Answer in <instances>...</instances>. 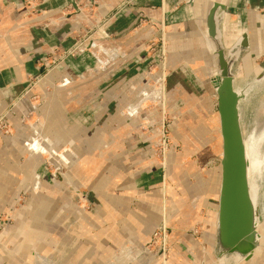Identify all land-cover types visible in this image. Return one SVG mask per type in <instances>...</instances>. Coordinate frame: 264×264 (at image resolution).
I'll use <instances>...</instances> for the list:
<instances>
[{
    "label": "crops",
    "instance_id": "1",
    "mask_svg": "<svg viewBox=\"0 0 264 264\" xmlns=\"http://www.w3.org/2000/svg\"><path fill=\"white\" fill-rule=\"evenodd\" d=\"M212 9L226 54L264 60V0H0V117L10 110L15 131L0 134V216L11 218L0 221V264H101L144 247L163 222L171 264H224L206 242L221 182L204 40ZM160 34L174 144L165 173L140 132L155 125L142 99L158 76L148 46ZM27 113L37 125H20Z\"/></svg>",
    "mask_w": 264,
    "mask_h": 264
},
{
    "label": "water",
    "instance_id": "2",
    "mask_svg": "<svg viewBox=\"0 0 264 264\" xmlns=\"http://www.w3.org/2000/svg\"><path fill=\"white\" fill-rule=\"evenodd\" d=\"M204 40L206 49L214 60L213 88L217 98L216 107L221 139V182L218 208L215 218V243L220 260L234 264L248 263L259 248V185L264 171V158L260 155L259 137L244 138L241 130L240 106L256 89L264 87V67L246 83L236 86L234 67L239 51L226 54L222 32L217 24L215 11L207 16ZM254 142L251 147L249 140ZM262 164L253 171V160Z\"/></svg>",
    "mask_w": 264,
    "mask_h": 264
},
{
    "label": "rangeland",
    "instance_id": "3",
    "mask_svg": "<svg viewBox=\"0 0 264 264\" xmlns=\"http://www.w3.org/2000/svg\"><path fill=\"white\" fill-rule=\"evenodd\" d=\"M148 49H149L148 53L151 54L152 58L154 59V63L151 66V71H149V73L158 75L159 73H162V69L164 66V69H163L164 81L162 82L163 85L161 86V88L157 89L156 91H151L150 93L144 95V98L142 99V103L147 102L145 105V110H148V111L155 110L156 113H154L153 116H151V118L155 120V125L149 126L145 124L140 128V132H142L144 135L148 137H152L153 143L151 146V150H152L153 160L155 164L161 169V171L165 173L168 154L172 150L174 144H173V140L171 137L172 135H171V131L169 128V119H168V114L166 112V107H165V85L164 84L166 83L168 52H167V41L165 39L164 34H163L162 43L160 42V35H159L153 38V40L149 43ZM214 66L215 64L213 65L212 75H214L215 73ZM242 66L247 69L246 73L242 71ZM262 67H264V60L259 61V62H248L247 60H244L241 62L240 60H238V62L236 63L234 67V71L236 74V86H240L246 83ZM51 70L52 69L43 73L42 76L38 78L30 86L28 91H30L31 89H34L35 87L41 86L44 81L45 76ZM213 80L214 78L212 76L211 86L214 92V89H213L214 81ZM148 81H150V79ZM153 83L151 84V88L152 86L153 87L155 86ZM157 86L156 88H158ZM26 93L24 94L25 97H26ZM28 97L29 99H31L30 101L36 102L37 104H41L44 99L42 96H38V95H33L31 97L29 95ZM158 100H160L159 102L163 106L162 108L160 107L158 108L157 106V104H159ZM216 102H217V99H216ZM216 111H217V107L214 104L213 113L216 114ZM7 114H10V110L6 112L4 116L0 117V134L5 135V136H12L15 134V131L13 127L10 125V123L8 122V118L6 116ZM240 114H241V130H242L243 137L245 139L252 135L259 137V139H261L260 140V155L262 156V158H264V87L256 89L254 92H252L248 96V99L244 103H242L240 106ZM161 119L163 121L162 127L161 125L158 124ZM214 119L215 117L212 120L211 137L215 140V139H218V136H217L218 131H216L217 125H215L216 123ZM19 123L22 127H26V128L35 126L38 124L37 116L35 113H30V114L27 113L19 119ZM162 133L164 134L163 138L166 139V144L168 145V149L166 151L165 156L164 154L161 153V148L159 147L160 143L162 142V137H161ZM219 135H220V130H219ZM250 141H252V139L249 140V142ZM250 145L252 147L254 146V143H250ZM261 164H262V161L256 155L254 159L253 171L256 172ZM256 183L257 185H259V189H260L259 190V201H258L259 213H260L259 221L261 225L259 227V234H260L261 233L260 230L261 229L264 230V171H262L260 175V179L259 181L257 180ZM215 218H214V222H211V225H210L211 228L209 229L210 231H212L211 236L209 238L210 240L206 239V242L208 243L211 242L212 245H214L215 243V236H216L215 235V232H216ZM0 221L7 223L11 221V218L9 215H1ZM157 228H165V230L168 233V243H169L168 226L163 222L159 224L155 228V230ZM202 228H203V222H202V219H199L194 224L193 233H194L195 239L200 244L202 240L201 239ZM259 245H260L259 246L260 250L255 253L253 258L248 263H241V264H252V263L254 264V262L258 259L257 256L261 254L260 251L262 250V247H264V245H261V240H260ZM145 250L152 252V255L146 256L144 254ZM170 250H171V247H170ZM170 250L168 253L167 264H171L170 259H169ZM214 250H215V253H217V249L215 248V246H214ZM155 253H156V249H153L151 238H150L148 244H146L144 247L136 248V247L126 246V248H124L119 253H117L114 256V258L107 260L101 264H163L161 259H159L158 255L157 256L154 255ZM38 257L39 258H36V262H37L36 264H58L57 259L56 260L54 258L50 259L44 256H38ZM216 259H217L216 261H218V258ZM221 262H223L224 264H234L231 260H228L226 262L225 261H221ZM216 263L220 264L219 262H216Z\"/></svg>",
    "mask_w": 264,
    "mask_h": 264
},
{
    "label": "built area",
    "instance_id": "4",
    "mask_svg": "<svg viewBox=\"0 0 264 264\" xmlns=\"http://www.w3.org/2000/svg\"><path fill=\"white\" fill-rule=\"evenodd\" d=\"M162 41H163V34H160V42L162 43ZM163 69H164V66H163ZM163 69H162V73H159L158 76H157V79H155V81H156V82H154L155 86L154 87L152 86L151 91H156L157 89L161 88V86L163 85V83H162L164 81ZM158 84H160V85H158ZM156 86L158 88H156ZM159 101L160 100H158V102ZM157 106H158V108L159 107L160 108L163 107L160 102H159V104H157ZM162 122L163 121L161 119L160 122L158 123L159 125H161V127H162ZM161 137H162V142L160 143L159 147L161 148V153L164 154V156H165L166 151L168 149V145L166 144V139L163 138L164 137L163 133H162ZM151 242H152L153 249H156V253L154 255H156V256L158 255V257H159V259H161L162 263L163 264H167V258H168V253H169V250H170V246H169V243H168V233L165 230V228H157L153 232V234L151 236ZM147 251L148 250L144 251V254L146 256L152 255V252H150V251L147 252Z\"/></svg>",
    "mask_w": 264,
    "mask_h": 264
},
{
    "label": "bare ground",
    "instance_id": "5",
    "mask_svg": "<svg viewBox=\"0 0 264 264\" xmlns=\"http://www.w3.org/2000/svg\"><path fill=\"white\" fill-rule=\"evenodd\" d=\"M214 89V88H213ZM250 143H254V142H252V141H250ZM252 147H254V146H252ZM254 159H255V157H254ZM253 167H254V160H253ZM260 226V225H259ZM259 249V248H258ZM258 251V250H257Z\"/></svg>",
    "mask_w": 264,
    "mask_h": 264
}]
</instances>
